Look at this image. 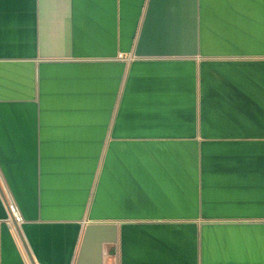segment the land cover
<instances>
[{"label":"crops","instance_id":"crops-1","mask_svg":"<svg viewBox=\"0 0 264 264\" xmlns=\"http://www.w3.org/2000/svg\"><path fill=\"white\" fill-rule=\"evenodd\" d=\"M36 262L264 264V0H0V264Z\"/></svg>","mask_w":264,"mask_h":264},{"label":"built area","instance_id":"built-area-1","mask_svg":"<svg viewBox=\"0 0 264 264\" xmlns=\"http://www.w3.org/2000/svg\"><path fill=\"white\" fill-rule=\"evenodd\" d=\"M5 204L8 210V218H7V224L13 228L14 230L17 229V227L21 226L24 223V216L13 199V197L9 194L5 195ZM33 264H42L39 262L33 263Z\"/></svg>","mask_w":264,"mask_h":264}]
</instances>
